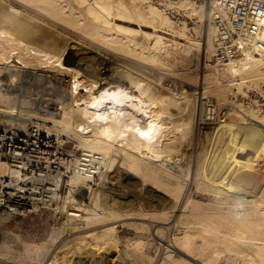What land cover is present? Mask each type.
Returning a JSON list of instances; mask_svg holds the SVG:
<instances>
[{
  "label": "bare ground",
  "instance_id": "obj_1",
  "mask_svg": "<svg viewBox=\"0 0 264 264\" xmlns=\"http://www.w3.org/2000/svg\"><path fill=\"white\" fill-rule=\"evenodd\" d=\"M212 9L199 0H0V118L11 126L0 135L7 200L21 190L35 197L34 185L18 187L30 156L55 154L64 138L81 150L71 174L55 180L61 219L47 239L28 242L5 229L32 211L0 212V264H76L74 254L94 262L103 251L110 264H153L157 245L164 264H264V183L249 196L239 192L264 172V109L237 100L264 82V53L247 52L222 68L208 63ZM109 51L151 69L120 60L114 71L99 72L100 86L86 54ZM169 58L179 68L168 70ZM154 69L171 72L180 87ZM224 102L251 120L221 123L211 150L193 166L181 163L182 143L204 106ZM190 183L203 200L188 195ZM172 216L182 229L164 240L166 227L157 226L160 244L148 220L163 225ZM123 225L135 234L121 236Z\"/></svg>",
  "mask_w": 264,
  "mask_h": 264
},
{
  "label": "rangeland",
  "instance_id": "obj_2",
  "mask_svg": "<svg viewBox=\"0 0 264 264\" xmlns=\"http://www.w3.org/2000/svg\"><path fill=\"white\" fill-rule=\"evenodd\" d=\"M199 1H203V0H199ZM168 15H170V14H168ZM170 17L175 21L178 20L177 21L178 23H179V21L185 20L187 22V25L189 28L195 26V23L193 22V20L191 18H187V17L183 18V17L179 16V14H176V13H174L173 16L170 15ZM144 28L149 29L148 27H144ZM198 38H201V36H199ZM180 41L183 42L184 40L181 39ZM86 56H87V61L91 62L94 60L93 63L91 62V64H93V66L95 67V70H97L96 71L97 73L94 72V73L90 74V76L91 77L97 76L96 78H98V83L100 86H105V83L103 82L104 80L99 79L102 77V76H100V75H102V74H100L101 71H107L108 70L109 73H110V71H114L116 69V64L120 63V60H127L129 62L132 61V62H134L140 66L143 65V67H145V68L150 67V69H151V66L145 64L144 62L143 63L140 62V60L138 61L137 58H129L127 56H122L118 53H114V52H110V51L107 53H104L103 55L102 54L95 55L94 53L93 54L91 53V54H86ZM95 57H97V59ZM91 59H93V60H91ZM169 59H168L169 63L170 64L173 63V64L171 67L168 68V70L172 71L175 68H179L177 66V63L175 61H173V58H169ZM207 62L210 64H213L212 56L207 60ZM154 70L156 72L158 71V73L161 71L160 72L161 74L164 73L165 75L164 74H162V75L165 76V80H167V82H170L171 86L173 85L174 89H178L180 87L181 81L178 78H176L173 74H171V72H167V71L165 72L164 70H161V69H159L160 71L158 69H154ZM107 75H108V73H107ZM259 87H258V89H255V88L248 89L247 92H248L249 97L247 99H246V97H244V95L238 94L237 95L238 102L240 101L242 103H246L247 101H250V104L252 106L257 107V105H259L261 107V109H264V82L261 83ZM194 88L196 89V91L198 90L197 84H194ZM231 98H232V96L229 95V99H231ZM232 104H230L229 102H227V103L224 102L223 104L217 103V105H215L217 112H218L217 119L210 121V120H206L203 116L202 118L197 119V121H196L197 124L194 122L196 125L193 124V127L195 128L194 129L192 127L193 133L191 131V133H190L191 136L190 135H189L190 137L188 136L189 139L187 137L185 142L182 143L183 146H181V149H180V152L181 151L183 152V153L181 152L182 155L179 152V157L180 158H181V156L183 157V158H181V160H182L181 163L184 162V164L188 163L191 166H193L197 156L202 157V155H205L208 151H210L211 147H212L211 145H212L213 135H214L217 127L221 123L237 122L239 120L240 116H242V119L244 118L243 120H248V119L251 120L250 116L247 113H245V110H242L239 107H238L239 108L238 109L235 104H234L235 106ZM233 108H235V109H233ZM227 109H228V111H227ZM243 111H244V113H243ZM202 115H203V111H202ZM46 125L51 126L52 123L48 122ZM21 126H23V125H21ZM0 127H2L5 131H9V129L11 128V126L3 118H0ZM45 131H46V128L41 127L39 136L42 132L45 133ZM59 147H58L59 149L56 150V153L51 154L50 156L46 155V154H43L41 156H35V155H32V157L30 156V159H29L30 162H31V158H36L38 160H42V164H45V166H46L45 168L52 167V164H56L57 166H63L65 169L63 170L62 168H58V170L54 174H50L48 176L45 174L46 171H44V173H42L40 171L41 174H38L39 176H37V178L34 179L35 182H34L33 190H36V192H34V194H36L35 197H39L40 200L45 201V202L46 201H48V202L54 201V205H52V206L47 205L48 208L39 210L38 212H35V213H32L33 212L32 211L31 212L32 214H29V215L27 214V216L15 215L10 219V222L7 223V225L5 226V229L11 230L15 233H18L23 238L24 241L28 240V242L29 241L30 242H41V241L47 239L50 235L52 227L55 225V223L59 219H61L60 218L61 212H59V209H56L58 203L60 202L59 196H60L61 190H60V188L56 189L54 183H55V180H56L58 175L64 176V175L71 174V172L73 171V167H74L73 166L74 156L77 157V156L81 155V150L78 148V142L74 139H71V138L70 139L64 138L63 142L59 145ZM184 149H185V151H184ZM233 153L237 157L242 156V154L240 152L234 151ZM245 157H246V155H245ZM188 161H190V162H188ZM95 177H97V173L95 174ZM4 178L5 177H3L2 179L4 180ZM252 179H253L254 183H252V181H249L246 179V183L244 184V182H243V188L244 189L240 190L239 192L245 193L249 196L251 194L250 190L255 191V192L258 191V189L260 190V187L264 183V172L263 173L260 172L256 177H253ZM257 180L259 182L255 186V182ZM89 183L91 185H93V183H91V182H89ZM195 188H196L195 185L190 183V185L188 186L189 190H187V193L189 192L188 195H191V197H193L197 200H203L202 198H204V195H202L200 193V191H197ZM38 190H43V194L41 193V191L38 192ZM176 216L170 217V219L167 221V224H163V225L161 223L158 224V222H156L152 219L148 220L149 224L154 225V228H151V230H150L151 231L150 234L154 235V240H156L160 244L163 243L155 237L154 231L157 228V226L158 227L162 226L163 228L164 227L167 228V229L164 228L165 232L162 234V238L164 240L167 236L171 235V233L176 234V233H179L181 231L182 226L177 223V221H176L177 217ZM168 227H169V229H168ZM119 234L121 236H132L133 234H135V230H133L130 227L123 225V226L119 227ZM145 235H146V233H145ZM159 246L157 245L156 249L155 250L153 249L154 250V256H155V261L153 262V264H164L162 262V259H161L162 258L161 256H163L162 255L163 249H162V246H160L161 248ZM101 254H103V255H101ZM110 254L111 253L108 254V252H105V251L100 252L99 254H95L94 259H96L97 261L94 260V262L89 261V260H91L89 258V257H91V254H90V256L85 255L86 257L84 256V254H81L84 257H82L80 254H78V255L74 254L73 255L74 257H72L71 263L76 262V264H80V263L84 264L86 262L85 264H87V263H89V264H93V263L94 264H106V263L110 264L111 263ZM8 256H10V253L8 254ZM12 257H14L16 260L20 259V256L18 255V253L13 254ZM175 257H176V254H175ZM83 258H84V260H83ZM98 258H100V260H98ZM87 259H89V260L87 261Z\"/></svg>",
  "mask_w": 264,
  "mask_h": 264
},
{
  "label": "built area",
  "instance_id": "obj_3",
  "mask_svg": "<svg viewBox=\"0 0 264 264\" xmlns=\"http://www.w3.org/2000/svg\"><path fill=\"white\" fill-rule=\"evenodd\" d=\"M203 1L211 3L213 8L210 19L216 34L214 53L212 55L215 66L222 68L230 60L241 58L247 52L253 54L264 53V41L259 38V32L264 21V0ZM168 11L172 16L175 13L173 10ZM203 116L206 120L210 121L217 119L218 112L212 103L204 106ZM0 128L1 135L5 130L2 127ZM43 135L44 133L42 132L40 138ZM4 153V150L0 152V159L9 160ZM8 163L14 164L10 163V161ZM45 167V164H42V160L31 158V162L25 164L24 168H21L22 175L23 173L26 175L22 176V179L18 181V187L24 186L22 187L23 189L31 188L35 182L33 179H36L41 172L44 173L46 171L45 174L48 176L54 174L58 168L65 169L63 166H57L56 164H52V167ZM39 191L43 194V190ZM8 192L9 190L4 188L3 183L0 181V212L33 211L32 213H35L48 208L47 205H54V201H42L39 197H34L23 190L18 193L17 199L10 202L7 200ZM32 213L28 212L27 214Z\"/></svg>",
  "mask_w": 264,
  "mask_h": 264
}]
</instances>
